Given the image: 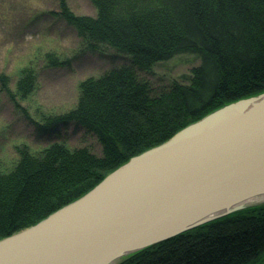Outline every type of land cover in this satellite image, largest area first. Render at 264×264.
Listing matches in <instances>:
<instances>
[{
    "label": "trees",
    "instance_id": "obj_1",
    "mask_svg": "<svg viewBox=\"0 0 264 264\" xmlns=\"http://www.w3.org/2000/svg\"><path fill=\"white\" fill-rule=\"evenodd\" d=\"M95 15L75 13L57 0L53 14L72 25L90 49L107 43L149 71L176 53L199 63L188 83L173 79L152 93L132 66L112 68L78 82L75 105L37 126L73 121L101 144L53 141L41 150L15 144L17 157L0 163V238L30 226L81 196L131 156L155 146L188 123L225 103L264 92V0H91ZM50 64L69 58L47 54ZM10 77L0 71V89L14 106L37 86L32 66ZM117 264H264V203L244 207L145 247Z\"/></svg>",
    "mask_w": 264,
    "mask_h": 264
},
{
    "label": "water",
    "instance_id": "obj_2",
    "mask_svg": "<svg viewBox=\"0 0 264 264\" xmlns=\"http://www.w3.org/2000/svg\"><path fill=\"white\" fill-rule=\"evenodd\" d=\"M264 195V92L228 102L0 238V264H117Z\"/></svg>",
    "mask_w": 264,
    "mask_h": 264
},
{
    "label": "rangeland",
    "instance_id": "obj_3",
    "mask_svg": "<svg viewBox=\"0 0 264 264\" xmlns=\"http://www.w3.org/2000/svg\"><path fill=\"white\" fill-rule=\"evenodd\" d=\"M67 3L75 13H96L91 0H67ZM57 10V0H0V71L9 75L12 89L20 67L32 66L37 75L36 89L20 101L29 117L0 89L2 165H9L17 157L14 145L20 143L41 150L59 140L70 147L86 146L95 153L101 152L97 137L73 121L41 127L45 118L64 113L75 105L80 80L128 65L154 93L167 88L173 79L188 83L189 69L199 63L197 55L181 52L154 64L149 71L139 69L132 65L129 54L107 43L98 44L94 50L85 46L75 28L52 13ZM49 53L60 59L69 58V63L51 65ZM37 122L41 124L37 126Z\"/></svg>",
    "mask_w": 264,
    "mask_h": 264
},
{
    "label": "bare ground",
    "instance_id": "obj_4",
    "mask_svg": "<svg viewBox=\"0 0 264 264\" xmlns=\"http://www.w3.org/2000/svg\"><path fill=\"white\" fill-rule=\"evenodd\" d=\"M262 200H264V195L259 196V197H254L253 199H251L248 202H246V204L259 202V201H262Z\"/></svg>",
    "mask_w": 264,
    "mask_h": 264
}]
</instances>
